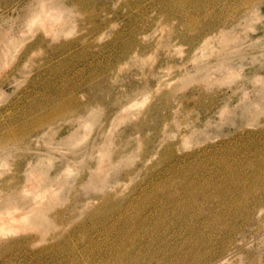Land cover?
<instances>
[{"label": "rangeland", "instance_id": "374dc122", "mask_svg": "<svg viewBox=\"0 0 264 264\" xmlns=\"http://www.w3.org/2000/svg\"><path fill=\"white\" fill-rule=\"evenodd\" d=\"M0 224V264H264V0H0Z\"/></svg>", "mask_w": 264, "mask_h": 264}, {"label": "bare ground", "instance_id": "6f19581e", "mask_svg": "<svg viewBox=\"0 0 264 264\" xmlns=\"http://www.w3.org/2000/svg\"><path fill=\"white\" fill-rule=\"evenodd\" d=\"M56 108V107H55ZM18 135V134H17ZM15 136V135H14ZM12 137V136H11ZM10 137V138H11ZM8 138V137H7ZM13 138V137H12ZM16 138H17V136H16ZM18 139H20V137H18ZM22 139V138H21ZM5 140V139H4ZM11 140V139H10ZM15 140V139H14ZM17 140V139H16ZM18 142H19V140H18ZM4 143L6 144V142L4 141ZM4 143H3V145H4ZM14 143H16V141L14 142ZM10 144H12V141H11V143ZM24 187H26V186H24ZM27 188V187H26ZM25 189V188H24ZM26 190H28V188L26 189ZM22 191H23V189H22ZM16 193V192H15ZM11 200V201H10ZM14 200H16V198H9V197H6L5 199H4V205L2 206V208H6V210L5 211H9L8 210V208H7V206H9L8 204L10 203V202H13ZM13 207V206H12ZM11 208V207H10ZM11 209H13V208H11ZM11 211H14V210H11ZM3 213H7V212H3ZM9 213V212H8ZM11 216H8V217H5V219L7 218H10ZM6 219V220H7ZM10 221V220H9ZM0 225H2V224H0Z\"/></svg>", "mask_w": 264, "mask_h": 264}]
</instances>
